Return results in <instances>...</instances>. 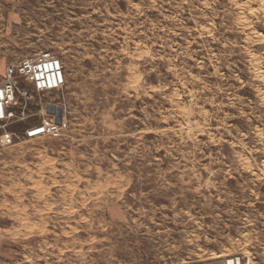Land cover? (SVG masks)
Wrapping results in <instances>:
<instances>
[{"label":"rangeland","instance_id":"374dc122","mask_svg":"<svg viewBox=\"0 0 264 264\" xmlns=\"http://www.w3.org/2000/svg\"><path fill=\"white\" fill-rule=\"evenodd\" d=\"M42 52L67 128L15 108L0 264H264V0H0V83Z\"/></svg>","mask_w":264,"mask_h":264},{"label":"built area","instance_id":"2783aa9c","mask_svg":"<svg viewBox=\"0 0 264 264\" xmlns=\"http://www.w3.org/2000/svg\"><path fill=\"white\" fill-rule=\"evenodd\" d=\"M20 83L28 88H20ZM65 83L63 64L49 52L22 59L7 67L5 78L0 83V148L13 145L16 135L9 126L18 119L15 108L26 107L27 104H40L42 121L26 129L24 137L60 139L67 128L62 108L49 102L35 101L41 95L62 91Z\"/></svg>","mask_w":264,"mask_h":264},{"label":"clouds","instance_id":"9594fccd","mask_svg":"<svg viewBox=\"0 0 264 264\" xmlns=\"http://www.w3.org/2000/svg\"><path fill=\"white\" fill-rule=\"evenodd\" d=\"M75 59H79L78 57H76ZM84 99V102H87V98L86 97H84L83 98ZM134 159H136V157H134ZM129 264H138V262H137V260L136 259H131L130 261H129Z\"/></svg>","mask_w":264,"mask_h":264}]
</instances>
